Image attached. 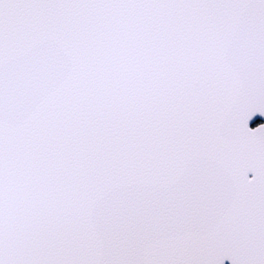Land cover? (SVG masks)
<instances>
[{"label":"snow or ice","instance_id":"1","mask_svg":"<svg viewBox=\"0 0 264 264\" xmlns=\"http://www.w3.org/2000/svg\"><path fill=\"white\" fill-rule=\"evenodd\" d=\"M0 264H264V0H0Z\"/></svg>","mask_w":264,"mask_h":264}]
</instances>
